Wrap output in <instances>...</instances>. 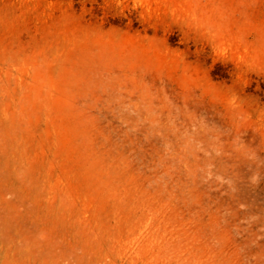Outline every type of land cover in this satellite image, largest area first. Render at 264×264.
Instances as JSON below:
<instances>
[{"label": "rangeland", "instance_id": "rangeland-1", "mask_svg": "<svg viewBox=\"0 0 264 264\" xmlns=\"http://www.w3.org/2000/svg\"><path fill=\"white\" fill-rule=\"evenodd\" d=\"M0 264H264V0H0Z\"/></svg>", "mask_w": 264, "mask_h": 264}]
</instances>
